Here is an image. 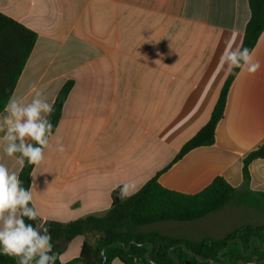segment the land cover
Segmentation results:
<instances>
[{
    "label": "crops",
    "instance_id": "obj_1",
    "mask_svg": "<svg viewBox=\"0 0 264 264\" xmlns=\"http://www.w3.org/2000/svg\"><path fill=\"white\" fill-rule=\"evenodd\" d=\"M0 13L37 34L12 98L30 101L40 90L53 104L73 82L53 134L65 151L53 139L31 175L41 231L50 222L105 215L116 188L129 184L134 195L172 164L210 120L231 73L216 71L225 40L235 34L242 46L251 17L249 0H0ZM252 52L261 67L240 69L215 143L190 151L159 183L196 194L223 177L238 201L260 208L234 201L195 221L152 224L151 232L200 242L264 225L250 222L264 213V159L249 164L248 184L243 177L244 159L264 146V31ZM3 134L0 163L19 176ZM86 239L75 237L60 261L79 257Z\"/></svg>",
    "mask_w": 264,
    "mask_h": 264
},
{
    "label": "trees",
    "instance_id": "obj_2",
    "mask_svg": "<svg viewBox=\"0 0 264 264\" xmlns=\"http://www.w3.org/2000/svg\"><path fill=\"white\" fill-rule=\"evenodd\" d=\"M249 6L251 17L246 26L242 47L253 51L264 31V0H249ZM36 41L37 34L34 31L0 13V115L13 96ZM239 71L240 68L231 71L212 111L210 120L182 147L172 164L196 148L211 146L215 143L217 126L224 117L228 93ZM72 87V81L65 83L53 103L54 111L48 117L53 124V134L58 127L64 104ZM260 158L264 159V146L252 151L244 159L243 177L246 184L250 178L249 164ZM169 167L158 173L132 196L121 199V187L116 188L111 195V209L103 216L89 215L68 223L50 222L46 228L51 234L53 252L59 254L56 264H63L60 261V256L68 243L77 236H85L87 239L82 246L79 257L65 264L78 262L114 264L116 261L121 264H150L145 258L146 253L150 251V245H132L127 251L122 245L116 244L106 249L104 262L102 251L108 245L118 241L123 242L126 248L133 241L138 244L152 243L153 250L149 256L159 264H175L169 256V249L178 244H185L189 250L201 255L204 259L211 258L214 260H217L219 253L233 239L238 238L243 241L245 253L250 251L252 238H259L264 246V225L242 226L222 239H204L200 242L176 239L159 232L137 233L136 227L170 221H195L218 212L234 201L242 205L260 208L259 201L247 199H239L238 201V191L223 177L215 178L208 187L196 194H183L166 189L159 183V177ZM34 168L35 165H30L25 161V166L19 173L23 187H31V175ZM32 205L31 202L30 206ZM25 219L27 223L37 227L38 218L34 221ZM88 237H92L93 242ZM172 254L180 261V264H187L188 262L199 264L195 257L188 255L181 247L175 248ZM223 256L230 261V264L264 263V253L258 248L257 242H253L252 249L247 255H243L239 243L234 242ZM0 264H17V260L0 254Z\"/></svg>",
    "mask_w": 264,
    "mask_h": 264
},
{
    "label": "clouds",
    "instance_id": "obj_3",
    "mask_svg": "<svg viewBox=\"0 0 264 264\" xmlns=\"http://www.w3.org/2000/svg\"><path fill=\"white\" fill-rule=\"evenodd\" d=\"M260 67L251 50L236 44L235 34L225 40L217 73L240 68L255 74ZM53 111V104L40 90L34 92L30 101L13 97L5 105V115L0 119L3 150L7 157H15L21 169L25 161L30 165L42 163L53 139L56 151H65L62 138L53 136V124L48 118ZM130 195V185L124 184L120 198ZM32 201L31 187H23L18 174L0 163V254L16 258L17 264H56L59 254L53 252L48 229L41 231L26 222L25 218L34 221L40 215L34 205L30 206Z\"/></svg>",
    "mask_w": 264,
    "mask_h": 264
},
{
    "label": "water",
    "instance_id": "obj_4",
    "mask_svg": "<svg viewBox=\"0 0 264 264\" xmlns=\"http://www.w3.org/2000/svg\"><path fill=\"white\" fill-rule=\"evenodd\" d=\"M254 241L257 242V246H258V248L260 249V251L264 253V246L262 245L261 240H260L259 238H252V239H251V241H250V251H251V249H252V244H253ZM234 242H238V243H239L243 255H247V254L250 252V251H249L248 253H245V252H244L243 241H242L241 239H238V238H237V239H233V240H231V241L227 244V246H226V247H225V248L219 253V255L217 256V260H214V259H211V258H210V259H204V258H202L201 255L196 254V253H194L193 251L189 250L188 247H187L185 244H178V245H176L175 247H172L171 249H169V256L173 259V261L175 262V264H180V261H179L178 259H176V258L173 256L172 251H173L175 248L181 247V248L184 249V251H185L188 255H190V256H192V257H195V258L198 260L199 264H230V261H229L227 258H225V257L223 256V254L226 252V250L229 248V246H230L232 243H234ZM116 244H120V245H122V246L125 248V250H127V251L130 250V248H131L132 245H139V246L150 245V247H151V248H150V251H149L148 253H146V255H145L146 261H147L148 263H150V264H159L157 261L153 260V259L149 256L150 252L153 250V244H152V243H150V242H146V243H143V244H138V243L135 242V241L131 242V243H130V246H129L128 248H126L125 245H124V243L121 242V241L114 242V243L108 245V246H107L106 248H104V250L102 251V257H103V259H104V262H105V260H106V255H105V251H106V249H108V248H110V247H112V246H114V245H116ZM76 264H85V263H84V262H78V263H76ZM187 264H191V263L188 262Z\"/></svg>",
    "mask_w": 264,
    "mask_h": 264
},
{
    "label": "rangeland",
    "instance_id": "obj_5",
    "mask_svg": "<svg viewBox=\"0 0 264 264\" xmlns=\"http://www.w3.org/2000/svg\"><path fill=\"white\" fill-rule=\"evenodd\" d=\"M254 212H256V211H252V213H254ZM254 215L251 216V219H250V222L252 224H263L264 223V213L257 212V214H254ZM245 221H247V220H245ZM135 230L137 233H150L152 231V225L143 226V227H136Z\"/></svg>",
    "mask_w": 264,
    "mask_h": 264
}]
</instances>
